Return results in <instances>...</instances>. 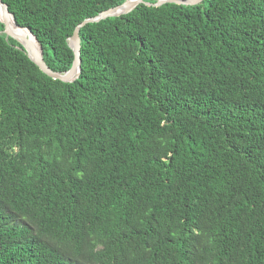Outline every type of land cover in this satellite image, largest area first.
<instances>
[{
    "label": "trees",
    "instance_id": "trees-1",
    "mask_svg": "<svg viewBox=\"0 0 264 264\" xmlns=\"http://www.w3.org/2000/svg\"><path fill=\"white\" fill-rule=\"evenodd\" d=\"M3 1L65 73L127 0ZM80 40L64 82L0 33V264H264V0L140 4Z\"/></svg>",
    "mask_w": 264,
    "mask_h": 264
},
{
    "label": "water",
    "instance_id": "water-1",
    "mask_svg": "<svg viewBox=\"0 0 264 264\" xmlns=\"http://www.w3.org/2000/svg\"><path fill=\"white\" fill-rule=\"evenodd\" d=\"M204 0H157L156 2L146 1V0H127L121 5L112 7L110 9L104 10L99 15L85 19L83 22L79 23L72 36L69 39V45L73 50L74 53V60L71 68L65 72H56L52 70L44 59L43 49L42 46L39 44L36 36L32 33V31L26 27H21L16 25L19 28L26 29L31 36L34 37L35 41L38 45L32 43L30 39L26 36H19L8 26L9 17L12 16L14 19L13 14L10 12L9 7L3 0H0V4L4 6V19L0 21L4 25L3 31L0 33H5L8 37H13L18 42H20L25 49L27 50V54L29 58L49 77L53 79H58L64 82H73L78 76L81 71V40H80V29L84 27L88 23L99 22L101 20L107 19L108 17H119L124 14H127L138 7L140 4H145L148 6H162L166 3H176L179 5L185 6H194L202 3ZM119 8H124V10L120 13H116L115 11ZM15 21V20H14Z\"/></svg>",
    "mask_w": 264,
    "mask_h": 264
},
{
    "label": "bare ground",
    "instance_id": "bare-ground-1",
    "mask_svg": "<svg viewBox=\"0 0 264 264\" xmlns=\"http://www.w3.org/2000/svg\"><path fill=\"white\" fill-rule=\"evenodd\" d=\"M123 10H124V8H119L115 12L120 13ZM3 19H4V6L2 4H0V21H2ZM8 26L14 31V33H16V32L19 33V36H26L30 39V41L32 43L38 45V43L35 41L34 37L31 36L30 33L26 29L19 28L16 25L12 16L9 17Z\"/></svg>",
    "mask_w": 264,
    "mask_h": 264
}]
</instances>
